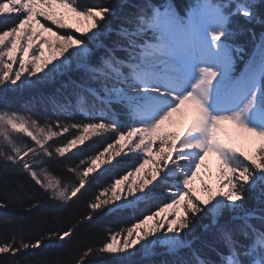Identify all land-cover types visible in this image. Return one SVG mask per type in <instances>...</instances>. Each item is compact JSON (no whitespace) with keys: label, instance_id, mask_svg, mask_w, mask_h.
I'll use <instances>...</instances> for the list:
<instances>
[{"label":"snow or ice","instance_id":"obj_1","mask_svg":"<svg viewBox=\"0 0 264 264\" xmlns=\"http://www.w3.org/2000/svg\"><path fill=\"white\" fill-rule=\"evenodd\" d=\"M127 6L132 10L112 27L111 5L0 0V89L37 90L28 103L51 107L57 117L41 122L0 107V162L30 176L62 211L84 194L96 178L90 174L114 166L123 147L109 150L121 141L142 157L158 145L159 155L150 179L99 188L68 223L36 226L32 235L28 222L6 218L12 235L0 239V264H264V0ZM73 28L79 37L57 30ZM61 133L71 139L53 148ZM106 133L113 143L71 167L74 180L48 172L55 156ZM234 135L255 147L242 150ZM209 153L218 158L216 187L204 182L207 195L200 196L193 178ZM159 185L167 191L157 197ZM156 199V211L100 243L76 239L95 217ZM17 200L27 201V213L37 207L17 186L0 192V209ZM41 249L43 257L29 255Z\"/></svg>","mask_w":264,"mask_h":264},{"label":"trees","instance_id":"obj_2","mask_svg":"<svg viewBox=\"0 0 264 264\" xmlns=\"http://www.w3.org/2000/svg\"><path fill=\"white\" fill-rule=\"evenodd\" d=\"M81 2L87 3L89 6L96 4L104 6L111 5L114 15L109 17L108 24L115 27L118 23L117 17L124 12L132 10V8L127 5L140 3L142 0H81ZM182 2L187 3L188 0H182ZM240 22L243 23V20L241 19ZM49 26L51 25L49 24ZM57 30L61 31V34L68 32V30ZM256 30L259 32V26H257ZM72 34L77 37L81 35L76 32H72ZM240 40L241 42H244L246 37H241ZM238 66H241L239 62ZM46 90L47 89H41L40 91ZM36 91L37 90H30L24 87H12L6 90L0 89V107L6 106L11 110L20 112L21 114L33 116L41 122L45 120H55L57 117L51 107L38 105L34 101L31 104L28 103L29 99L36 95ZM61 119L63 120L64 118L61 117ZM76 119L79 120L81 117L77 116ZM169 130L177 131L174 128H170ZM57 131H59V129H57ZM71 132L75 134L74 129L71 130ZM21 138L26 143H32L31 139L24 134H21ZM53 139L56 143L52 144L51 141H49V143L52 144V147L54 148L62 141L66 142L67 139H71V135H69V133H61L60 138L54 137ZM232 142L234 143L233 140ZM109 143H113V137L110 133L93 136L90 140L86 141L85 144L78 145L76 148H73L69 152L65 153L64 157L55 156L45 167L48 169V172L51 173L53 178H59L62 182L67 183L75 179L73 174L69 171L71 167L78 165L79 162L86 159L88 155H92L94 152L102 150ZM122 147L123 152L121 153V157H115V160H120L121 162L119 164H115L114 160V166H102L101 169H98L97 172L99 175L96 173L90 174V176H95L96 178L91 181L90 185H86V191L82 190L84 191V194L80 196L79 199L74 198V202L62 211L57 209L56 202L50 201L44 190L40 188L39 185H36L30 176L19 172V170L10 163L4 164L3 162H0V192H3L5 189H11L19 186L28 194L32 203L37 204V207L31 213L26 212L27 201H25L24 204H20L19 200H17L16 203L9 202L7 208L0 209V239L9 238L12 235V228L4 225L3 223L6 218L28 222L26 225V231L30 232L32 235H36L39 232V227L59 226V224H65L72 221L73 217L78 218L76 214L86 211V202L93 195L97 194L99 188L107 186L109 183H112L117 179L121 180L118 187L121 190L126 188L128 185H126V181L124 182L125 177L129 172H132V170L137 167V165H139L145 157H150L152 159L156 169L159 167L156 163L159 159L158 145L153 146V151L150 155H144L142 157L138 150L129 151V145L122 142L121 144H116L112 149H110V154L114 155L117 151H120ZM213 164L215 163L211 161L207 162L205 164V168H202L201 170L199 179L193 184L194 188L197 190V195H207L202 188V184L204 182L214 185V188L216 187L217 171H215V169L217 170V168L214 167ZM166 191L167 188L164 185H159L154 190L157 197L160 196L161 192L166 193ZM159 202V199L149 202H139L135 207L123 213H108L99 215L90 223H87L80 230V232L77 233L76 239L83 240L87 238L88 240L98 244L106 238L110 230L117 231L126 228L130 224L135 223L137 217L142 218L143 215L149 214L150 210L156 211V208L152 205ZM166 202H168V200H164V203ZM57 221H59V224L55 223ZM119 239L120 237H117L118 241ZM45 251L46 249H41L39 252H33L29 255L43 257V253ZM3 259L6 260L8 258L4 257ZM48 259H55L54 251L48 252ZM112 264H114V261Z\"/></svg>","mask_w":264,"mask_h":264},{"label":"rangeland","instance_id":"obj_3","mask_svg":"<svg viewBox=\"0 0 264 264\" xmlns=\"http://www.w3.org/2000/svg\"><path fill=\"white\" fill-rule=\"evenodd\" d=\"M68 22L69 23H74L75 21L74 20H69ZM82 26H86V24H84ZM67 30L71 34H72V32H75L74 28L73 29H67ZM47 54H48V50L46 49V55ZM14 67H16V66H14ZM183 124L186 125V120L183 122ZM175 129H179V127H176ZM237 138H238V142L241 145H243L244 151H250L251 148L255 147V145L249 144L248 142L244 141L242 138H239V137H237ZM215 158H216V156L213 155L212 153H209V155L206 157L207 160H217V158L216 159ZM146 160H147L146 163H144V161H143L144 167L141 168L139 172H135V173H132L130 176H126V179H124V182L126 181V185H131V184H134V183L135 184H139V183L143 182L145 179H150V175H146L147 173H151V174L155 173L156 168L154 167V164L151 161V159L146 158ZM213 166L216 167L215 164H213ZM202 168H205V166H202L201 169L199 170V172L197 173V176L193 178V184L195 182H197V180L199 179V176H200ZM215 171H217V170L215 169ZM124 182H123V184H124ZM212 186L214 187V185H212ZM170 211H171L170 209H166L165 213H168Z\"/></svg>","mask_w":264,"mask_h":264}]
</instances>
